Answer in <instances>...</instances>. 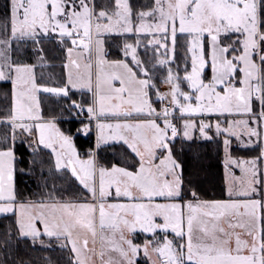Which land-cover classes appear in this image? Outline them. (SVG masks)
Masks as SVG:
<instances>
[{"label": "snow or ice", "instance_id": "snow-or-ice-1", "mask_svg": "<svg viewBox=\"0 0 264 264\" xmlns=\"http://www.w3.org/2000/svg\"><path fill=\"white\" fill-rule=\"evenodd\" d=\"M0 100V264H264V0H0Z\"/></svg>", "mask_w": 264, "mask_h": 264}, {"label": "trees", "instance_id": "trees-1", "mask_svg": "<svg viewBox=\"0 0 264 264\" xmlns=\"http://www.w3.org/2000/svg\"><path fill=\"white\" fill-rule=\"evenodd\" d=\"M48 72H59L60 68L58 66L49 68ZM0 103H3L0 100ZM63 129H75L78 124L75 120L69 121L66 117L63 118L61 124ZM77 147L81 151L85 148L94 145L93 132L89 133L87 137L79 135L76 137ZM176 148L179 150L183 148L184 151L179 154L181 160L187 161L189 166L194 165L196 170L200 173L202 179V190L207 198H221V189L223 187V176H224V166H223V155L222 152L218 151L214 144H206L200 151V158L198 160H192L191 154L187 153V145L177 144ZM242 154V153H241ZM103 157L105 160L113 158L115 156V150H108L103 152ZM20 187L23 191L29 192L35 190V186L32 184L31 180L28 178H23L20 181ZM141 240L145 239V236H139ZM16 254L27 261L28 264H49L52 261L53 264H67L68 253L63 249H42L37 245H32L30 242H22L16 249Z\"/></svg>", "mask_w": 264, "mask_h": 264}, {"label": "rangeland", "instance_id": "rangeland-1", "mask_svg": "<svg viewBox=\"0 0 264 264\" xmlns=\"http://www.w3.org/2000/svg\"><path fill=\"white\" fill-rule=\"evenodd\" d=\"M46 241L48 239H45ZM37 246H39V248H42V249H50V250H55V249H58L59 248V245L57 243H46L45 245H40L39 243L36 244ZM144 263H141V264H147L148 262L145 261V259H142Z\"/></svg>", "mask_w": 264, "mask_h": 264}, {"label": "crops", "instance_id": "crops-1", "mask_svg": "<svg viewBox=\"0 0 264 264\" xmlns=\"http://www.w3.org/2000/svg\"><path fill=\"white\" fill-rule=\"evenodd\" d=\"M93 136H94V143H95V132H93ZM139 236H145L146 237L147 234L138 233L137 238H136V242L142 243L143 240H141L140 238H138ZM45 239H48V238L45 237ZM142 259H145V261L148 262L147 264H149V261L147 260V258L143 257V255H141L140 258H139V264L144 263Z\"/></svg>", "mask_w": 264, "mask_h": 264}]
</instances>
